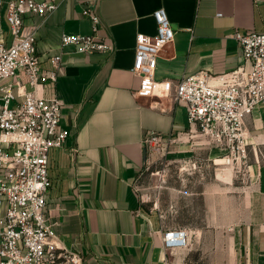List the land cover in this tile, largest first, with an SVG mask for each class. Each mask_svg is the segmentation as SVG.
Masks as SVG:
<instances>
[{
  "label": "crops",
  "instance_id": "obj_1",
  "mask_svg": "<svg viewBox=\"0 0 264 264\" xmlns=\"http://www.w3.org/2000/svg\"><path fill=\"white\" fill-rule=\"evenodd\" d=\"M7 1L0 0L5 43L12 39ZM87 1L58 0L46 19L24 18L22 31L36 37L45 70L52 68L62 33H93L82 12ZM95 6L111 51L86 54L68 46L57 80L37 88L39 95L63 101L61 124L69 131L65 146L50 151L48 169L46 211L62 244L81 252L83 264H165L171 250L163 246L164 230L182 226L202 238L210 226L212 233L217 227L236 236V264H264V105L246 119L248 158L235 170L224 162L226 146L188 122L186 105L174 92L139 95L141 76L132 71L137 35L157 33L153 12L164 7L175 38L158 57L155 79L174 85L184 75L208 72L213 85L224 84L219 76L244 64L233 33L264 31V0H97ZM14 79L21 85L14 87L19 102L18 89L32 87L24 71ZM148 130L173 134L165 144V184L154 202L138 183L143 170L156 166L146 168ZM181 165L186 170L179 173ZM191 165L200 170L189 172Z\"/></svg>",
  "mask_w": 264,
  "mask_h": 264
},
{
  "label": "built area",
  "instance_id": "obj_2",
  "mask_svg": "<svg viewBox=\"0 0 264 264\" xmlns=\"http://www.w3.org/2000/svg\"><path fill=\"white\" fill-rule=\"evenodd\" d=\"M97 0H88L83 14L91 19L93 33H62L52 68L40 65L34 34H24V18L38 15L46 19L58 6V0H8L6 18L11 41L0 42V264H83L81 252L66 248L46 211L49 177V153L64 147L69 131L61 124L63 101L37 93L40 84L56 81L62 54L68 46L81 53L109 52L111 39L99 33ZM157 33L137 35L132 71L141 76L137 93L166 98L171 92L187 108V120L213 142L226 146L224 162L235 170L243 169L248 158L247 117L264 105V31L235 30L244 64L219 76L222 85H213L208 72L192 73L172 85L155 79L158 57L175 38L166 8L153 12ZM250 68L245 70V63ZM24 71L32 90L18 89L23 96L16 101L14 90L18 71ZM165 135L148 130L143 136L146 168L167 159ZM157 154V158H152ZM237 168V169H236ZM189 232L182 226L162 233L166 250L188 245ZM165 264H171L169 257Z\"/></svg>",
  "mask_w": 264,
  "mask_h": 264
},
{
  "label": "rangeland",
  "instance_id": "obj_3",
  "mask_svg": "<svg viewBox=\"0 0 264 264\" xmlns=\"http://www.w3.org/2000/svg\"><path fill=\"white\" fill-rule=\"evenodd\" d=\"M160 161L153 168L154 171L143 170L139 177V186L146 200L151 202L159 200L160 186L165 184L166 167ZM232 167V166H231ZM188 171H199L200 166H188ZM237 169V168H236ZM177 172L186 170L184 165L175 169ZM202 218V216H201ZM204 221V218L201 220ZM212 229L205 226L202 238L196 237L189 232L188 245L184 248L171 250L169 259L171 264H236L235 251L238 249V242L234 234L227 236L220 232V229ZM213 237V239H211Z\"/></svg>",
  "mask_w": 264,
  "mask_h": 264
}]
</instances>
